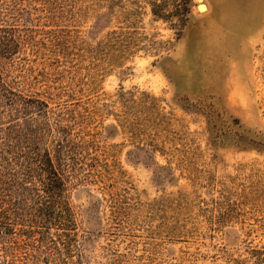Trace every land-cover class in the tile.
Returning a JSON list of instances; mask_svg holds the SVG:
<instances>
[{"label":"rangeland","instance_id":"374dc122","mask_svg":"<svg viewBox=\"0 0 264 264\" xmlns=\"http://www.w3.org/2000/svg\"><path fill=\"white\" fill-rule=\"evenodd\" d=\"M0 80V187L37 143L70 213L0 264H264V0H0Z\"/></svg>","mask_w":264,"mask_h":264},{"label":"trees","instance_id":"16d2710c","mask_svg":"<svg viewBox=\"0 0 264 264\" xmlns=\"http://www.w3.org/2000/svg\"><path fill=\"white\" fill-rule=\"evenodd\" d=\"M152 6V13L158 20H168V15L162 11L161 5L153 3ZM184 21L183 18L179 19L175 26L181 27ZM0 95L21 94L9 90L0 80ZM37 146L36 143L29 162L19 170L18 175L22 179L12 187V190L0 187V220L13 221L14 225L34 229L42 222H52L56 219L69 222L70 219L69 210L63 201V173L59 165L53 161L50 151ZM25 179L31 180L28 186L23 183ZM3 223L5 224L1 225L2 227L9 228V223Z\"/></svg>","mask_w":264,"mask_h":264},{"label":"bare ground","instance_id":"6f19581e","mask_svg":"<svg viewBox=\"0 0 264 264\" xmlns=\"http://www.w3.org/2000/svg\"><path fill=\"white\" fill-rule=\"evenodd\" d=\"M200 11H205L206 10V7L205 6H203V7H200V9H199Z\"/></svg>","mask_w":264,"mask_h":264},{"label":"water","instance_id":"95a60500","mask_svg":"<svg viewBox=\"0 0 264 264\" xmlns=\"http://www.w3.org/2000/svg\"><path fill=\"white\" fill-rule=\"evenodd\" d=\"M200 7H203V5H199V6H198V9H200Z\"/></svg>","mask_w":264,"mask_h":264}]
</instances>
